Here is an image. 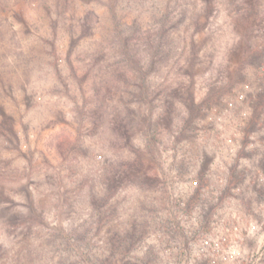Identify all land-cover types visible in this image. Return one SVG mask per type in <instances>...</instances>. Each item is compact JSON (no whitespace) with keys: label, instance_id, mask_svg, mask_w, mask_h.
I'll return each instance as SVG.
<instances>
[{"label":"rangeland","instance_id":"374dc122","mask_svg":"<svg viewBox=\"0 0 264 264\" xmlns=\"http://www.w3.org/2000/svg\"><path fill=\"white\" fill-rule=\"evenodd\" d=\"M204 1L117 2L141 96L109 0H0V264H264V0Z\"/></svg>","mask_w":264,"mask_h":264},{"label":"trees","instance_id":"16d2710c","mask_svg":"<svg viewBox=\"0 0 264 264\" xmlns=\"http://www.w3.org/2000/svg\"><path fill=\"white\" fill-rule=\"evenodd\" d=\"M119 0H109V5H108V12H109V18L110 22L113 28V39H114V46H115V53L118 57L121 58L122 63L124 64V68H129L132 70L136 71V78L140 80V87L138 93L141 94V96H146L145 95V89L148 88V84L146 85V80H147V68H152L155 66H159L164 60L167 55H168V47L166 48V43H164L163 38L161 35L155 37L152 39V41H146V52L144 54V58H139L136 56L134 52V44L132 43L130 39V35L133 34V29H130L127 33L124 32V30H121L119 28V24L121 23V18L120 16L118 17L117 14V2ZM247 1L246 7L251 6L252 4L254 9H256L257 4L256 1L258 0H245ZM206 3V11L208 13L211 11V7L213 6L214 0H205ZM252 3V4H251ZM253 9V10H254ZM255 11V10H254ZM164 16V19H166L169 16V10H165V12L162 13ZM162 19L163 21H165ZM166 49V50H165ZM147 70L146 72L143 71ZM68 238V236L64 237ZM80 243H77L76 246L79 250H81V254H86L88 256V242H85V244L82 241L77 240ZM70 242V241H69ZM130 243V240L128 241H117L113 240V245L116 247H122V248H127ZM87 252V253H86Z\"/></svg>","mask_w":264,"mask_h":264},{"label":"built area","instance_id":"2783aa9c","mask_svg":"<svg viewBox=\"0 0 264 264\" xmlns=\"http://www.w3.org/2000/svg\"><path fill=\"white\" fill-rule=\"evenodd\" d=\"M259 126L260 130H264V112L261 115V118L259 120ZM259 147L261 150V155L258 158L261 162V167L259 169H253L250 167V155L252 151ZM245 148L246 152L248 153V158L246 159L247 163V173L246 178L247 180L257 179L261 183H264V134H262L259 138L256 137V133L251 129V127L248 125L246 127V138H245ZM264 195V191L262 193Z\"/></svg>","mask_w":264,"mask_h":264}]
</instances>
